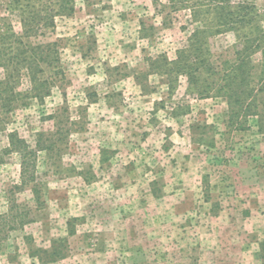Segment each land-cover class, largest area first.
<instances>
[{
    "label": "rangeland",
    "instance_id": "374dc122",
    "mask_svg": "<svg viewBox=\"0 0 264 264\" xmlns=\"http://www.w3.org/2000/svg\"><path fill=\"white\" fill-rule=\"evenodd\" d=\"M261 72L264 0H0V264H264Z\"/></svg>",
    "mask_w": 264,
    "mask_h": 264
},
{
    "label": "trees",
    "instance_id": "16d2710c",
    "mask_svg": "<svg viewBox=\"0 0 264 264\" xmlns=\"http://www.w3.org/2000/svg\"><path fill=\"white\" fill-rule=\"evenodd\" d=\"M244 66H245V63H243L242 66H240V69H242ZM263 74H264V72H261L260 74H258V76H257L256 79H258V80L260 81L261 75H263ZM230 85H231V84H229L228 82H226L225 85H224L223 87L220 86V91H221V92H224L225 95H226L228 98H230V93H231ZM245 85H247V84H245V80H242V81L240 82V84H239V86H245ZM223 89H225L226 91L223 90Z\"/></svg>",
    "mask_w": 264,
    "mask_h": 264
}]
</instances>
